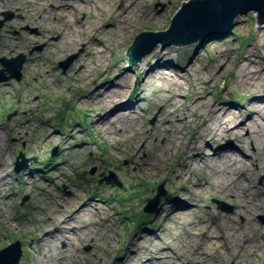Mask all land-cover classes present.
Instances as JSON below:
<instances>
[{
    "label": "rangeland",
    "instance_id": "rangeland-1",
    "mask_svg": "<svg viewBox=\"0 0 264 264\" xmlns=\"http://www.w3.org/2000/svg\"><path fill=\"white\" fill-rule=\"evenodd\" d=\"M182 1L189 0H150L143 8L154 18L161 15L160 22L153 19L129 25L123 38L114 42L104 33V44L109 43L105 46L106 63L89 68L90 77L83 74L82 78L88 79L81 82L82 62L90 67L97 59L96 52L86 55L84 49L104 48L95 42L94 32L110 23L117 25L118 19L108 14L107 7L122 15L128 6L126 0H110L98 5L97 10L95 5L79 10L80 0H0V19H5V13L11 15L0 30V58L23 57L20 78L0 81V249L18 240L22 251L18 264H52L44 262L41 255L43 236L49 237L51 245L64 250L59 258L69 259L70 253L77 254L83 264H169V259L176 264L204 261L232 264V259L226 256L221 259L215 256V250L226 251L233 246L237 250L241 241L249 239L253 243L246 246L251 253L240 252V260L264 264V256L257 257L254 248H250L264 247V233L255 231L237 238L222 228L224 222L243 229L249 223H264V206L247 204L216 191L210 184L205 185L212 177L219 178L220 164L211 166L194 157L193 174L189 173L188 180L177 179L171 171L183 166L179 155H174L166 171L153 170L149 175L129 161L136 139L130 138V145H125L129 154L119 148L124 143L122 140L113 143L116 134L110 136L96 126V114L103 113L98 105L102 99L99 90L105 85H114L125 74L130 76L131 83L125 96L120 98L138 107L140 131H160L164 126L167 129L163 106L169 96L179 101L177 112L186 104L207 97L209 104L191 113L195 116L191 135L196 137L203 123L213 124L220 130L223 134L214 139L208 152L226 153L223 148L235 143L234 137L227 135L229 127L223 125L222 118L210 114L209 105L216 104L229 111L242 110L243 118H248L255 115L254 109H248L249 104H264V80L246 85L238 76V67L248 64L246 52L261 48L258 35L264 22L259 23L255 11L238 15L224 37H204V45H197L199 40L187 45L159 44L130 66L127 50L135 36L144 31L166 30ZM42 3L45 4L38 7ZM100 12V19L91 29L95 15ZM16 44L20 48L11 51ZM158 50L169 51L166 73L181 85L158 80L156 75L148 80L156 62L165 61L148 59ZM31 54L37 58L36 68L32 70ZM69 58L68 65L63 67L60 63ZM254 58L260 60L258 56ZM190 64L195 65L193 70ZM254 67L264 71V63ZM134 68H137L135 73ZM38 74L43 78H38ZM26 118L32 120L30 126L19 134L14 133ZM50 133L54 137L51 141L47 138ZM155 143L154 139L150 141L143 158L152 159L158 154L160 150ZM249 149L263 162L261 169L250 161L248 167L253 195L264 200V143L259 148L251 144ZM213 153L209 156L215 157ZM112 175L121 185L106 180ZM160 186L162 195L153 209L146 211L148 199L158 194ZM70 190L82 193L79 206L95 202L105 207L106 201L111 203H107L111 222L94 225L97 227H93L97 233L95 239L87 238L86 231L73 235L70 229L60 227V221L51 220L48 194L66 197ZM239 192L242 196L243 190ZM216 200L223 201L231 210L220 209ZM164 203L168 206L162 214L159 209ZM55 206L58 209L60 204ZM172 211L180 214L167 217ZM70 215L76 217L68 211L60 219H68ZM88 218L87 214L76 217L72 225L88 223ZM94 219L95 223L104 220L99 216ZM202 221H205L204 228L193 232L189 224ZM217 243L221 244L220 249ZM10 256L4 255L2 259Z\"/></svg>",
    "mask_w": 264,
    "mask_h": 264
},
{
    "label": "bare ground",
    "instance_id": "bare-ground-1",
    "mask_svg": "<svg viewBox=\"0 0 264 264\" xmlns=\"http://www.w3.org/2000/svg\"><path fill=\"white\" fill-rule=\"evenodd\" d=\"M110 0H80V4L77 6L79 10L89 9V5H95L94 9L97 10L98 5H102L105 3H109ZM150 0H126L128 6L126 11L121 15L119 12L110 9L107 7L108 14L110 16H114L117 21V25L114 26L113 24H108L105 29L101 26L96 32H94V40L98 45L104 47L103 49L98 50L94 48L89 50V48L84 49V53L88 55H92V53L96 52L97 59L95 62H92V66H84V61L82 62V72H81V82H85L87 76L82 78L83 74L89 72V68L96 67L101 63H106V54L107 50L105 46L109 43L104 44L103 41V34L107 33L110 37V42L118 41V39L123 38L125 32L129 29V25L136 24L137 22H145L151 21L153 19L158 20L157 22L161 21V15H157V17H153L149 10H145L143 7H146L147 2ZM45 3L38 5L40 7ZM37 5V4H36ZM52 5L51 7H54ZM68 8V7H67ZM102 13L96 14L94 17V21L91 25V29L95 27L96 22L100 19ZM42 15H40L41 17ZM262 32L258 35V39L260 42V50L255 48L254 51H247L245 55V59L248 64L241 65L238 67V76L240 82L250 85L256 84V81L264 80V71L260 69H256L254 66L261 67L264 63V23L262 24ZM199 42V41H198ZM86 46V45H85ZM108 46V45H107ZM5 47V46H4ZM19 44L14 45L11 51L14 49H19ZM4 49H9L5 47ZM80 56V55H79ZM169 51L165 50H158V52L153 51L148 59H165L163 64L161 62H156L152 71H150V75L148 80H150L153 76L156 75L161 80H168L169 83L174 82V78H170L169 75L166 73V64L169 65L170 60H168ZM254 56H258L260 60H256ZM82 61V60H80ZM35 64L37 65V58L35 55L31 54L30 56V70L36 68ZM170 68V66H168ZM190 69L193 70L195 65L190 64ZM254 67L255 69H252ZM137 68L132 69L133 72L136 71ZM151 70V69H150ZM49 74V72H48ZM90 77V73H87ZM38 78H43V76L38 74ZM118 81L114 82V85H105L104 89L99 90V95L102 99L99 102V106L102 107L101 110L103 113L96 114L97 116V123L96 126L103 129L108 135L112 136L111 134H116L117 137L112 139L113 143L116 140H122L124 143L120 149L128 152L125 148V145H130V138L131 140H135V150L130 155L129 161L131 163L137 164V167L146 172L147 174H152V171H166V165L171 161L172 156L179 155V160L181 162L182 169H173L171 173L175 175L177 179H189V173L193 174L192 169L194 166V157H199L200 161H206L207 164L211 166H217L220 164L221 174H219V178L212 177L208 183L205 185L210 184L216 191L220 190L223 191L224 195H228L233 197L234 199H242L247 204L252 205H263L264 200L259 198L258 195H253L254 186L249 181L250 178V167H248V161L252 162L254 165L256 164L260 169L263 167V162L257 159L251 151H249V145H254L256 148H259L264 143V127L262 121H264V104L260 105L257 103H251L248 106V109H254L255 115L250 116L248 118H243L242 110L235 111L224 110L222 106L213 104L209 105L210 114L213 117H221L223 120V125L226 124L229 127V131H227V135H231L234 137L235 140L234 144H227L223 150L227 151L226 153H217L208 152V147L211 146V143L214 139L220 137L223 133L216 129L213 124L203 123L202 129L197 133L196 137H192L191 128L194 125V114L191 115L192 112L199 106L205 107L209 104L207 97L202 96V99L195 100L189 105H185L182 110L178 111L179 101L175 96H169L168 103L163 106V117L165 118V123L168 126L167 129L164 128L162 130H141L138 129L139 126V115L137 114L138 107L134 105H129L125 102V100H121L120 97L125 96V91L129 87L131 83V78L129 75H123L120 78H117ZM103 79L101 78V81ZM147 80V81H148ZM177 82V81H175ZM178 85H181V82H177ZM117 87V88H116ZM239 120V122H236ZM32 120L30 118H26L21 125L17 126V130L15 132H19L20 130L25 129L26 127L30 126ZM108 126V129H107ZM243 131H246L243 134ZM13 132V131H12ZM131 132L134 133L131 136ZM19 134V133H18ZM192 137V138H191ZM47 138L51 140L54 139L53 134H48ZM191 138V139H189ZM156 140V145L159 147L158 154H155L153 158H143L142 153L146 152L147 146L149 145L151 140ZM189 139V140H188ZM0 141H2V137L0 136ZM137 145H139L137 147ZM229 150V151H228ZM209 153H213L215 157L209 156ZM192 161V162H191ZM1 166V165H0ZM32 184V182H30ZM204 185V186H205ZM199 188H202V184L198 183ZM209 186V185H208ZM240 189L243 190V195L240 194ZM50 202L49 211L52 215V221H60L62 229H70L73 235H79L80 232L86 231V237L95 239L97 233L93 230L96 226L100 224H109L111 222V217H109V207L108 204L110 202L106 201V206H100L99 204L94 203H85L80 204L83 196L78 190L72 192L70 190V194L66 197L63 196H50L48 194ZM39 199L42 198V195L38 196ZM52 200V202L50 201ZM55 202V203H54ZM108 203V204H107ZM60 204L59 208L57 206ZM167 204H162L160 206L161 213L163 214L166 211ZM58 211L60 214L58 215ZM68 211L74 213L76 217H82L85 214L89 216L87 219L88 223H78L72 225L75 222L76 217L70 215L68 219L62 218L64 214ZM62 213V214H61ZM180 212L172 211L167 215V217L173 218L176 215H179ZM184 214V213H182ZM99 216L101 220L100 223H95V217ZM104 221V222H103ZM6 223V221H5ZM205 221H202L198 224L190 223L193 232H197L200 229L204 228ZM222 225V228L228 229L231 231V234L234 237L239 238V235L245 234H252L255 231H260L264 233V223L253 224L249 223L248 226L243 229L242 226H235L225 224ZM214 232L212 231V234ZM57 238V237H56ZM240 241V239H236V242ZM242 243L238 244L237 250L231 247H228L226 251H217L215 250V256L219 257L220 259L226 256V259H232V264H248L240 260V252L245 251L251 253L249 248L246 246L247 243H251L249 239H244L241 241ZM40 243L42 244L41 252L43 261L46 263L52 262V264H83L80 261V257L77 254L70 253L69 259L59 258L63 253L64 250H61L53 245H51V240L48 236H43L40 239ZM253 243V242H252ZM256 243V240H254ZM216 247L220 249L221 244H216ZM250 248H254V251L257 252L258 256H264V247L261 245L250 246ZM134 253L137 254V249H133ZM168 255V254H167ZM130 258H128L129 260ZM127 260V261H128ZM71 261V262H70ZM169 264H176L173 260L169 259ZM260 261L257 259V263ZM252 263V262H251ZM200 264V263H199ZM201 264H215L212 262L204 261Z\"/></svg>",
    "mask_w": 264,
    "mask_h": 264
},
{
    "label": "water",
    "instance_id": "water-1",
    "mask_svg": "<svg viewBox=\"0 0 264 264\" xmlns=\"http://www.w3.org/2000/svg\"><path fill=\"white\" fill-rule=\"evenodd\" d=\"M248 11L259 15V23L264 22V0H189L182 1L179 10L171 18L170 26L162 31H144L137 34L127 50L130 66L141 61L157 45H187L199 40L197 45H204V37H224L231 31L235 18ZM0 19V30L4 22L11 17L5 13ZM71 58L60 64L65 67ZM23 57L0 58V81L8 78H20ZM23 157V155H21ZM19 169V168H18ZM114 179V181L112 180ZM109 183H119L112 175L106 178ZM113 183V184H114ZM162 186L154 198L148 199L146 211H151L162 195ZM220 209L230 211L231 207L221 200H216ZM21 243L16 240L0 249V264H18L21 257ZM4 255H11L2 259Z\"/></svg>",
    "mask_w": 264,
    "mask_h": 264
}]
</instances>
